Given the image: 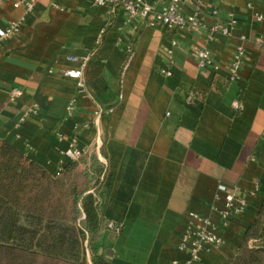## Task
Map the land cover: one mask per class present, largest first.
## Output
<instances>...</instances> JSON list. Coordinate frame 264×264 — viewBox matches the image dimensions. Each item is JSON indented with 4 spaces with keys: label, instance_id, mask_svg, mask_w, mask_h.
<instances>
[{
    "label": "crops",
    "instance_id": "obj_1",
    "mask_svg": "<svg viewBox=\"0 0 264 264\" xmlns=\"http://www.w3.org/2000/svg\"><path fill=\"white\" fill-rule=\"evenodd\" d=\"M14 1L0 3L1 26L23 19L19 33L0 46V142L58 174L69 162L62 152L70 138L97 156L93 112L111 110L100 120L105 172L96 194L105 257L112 264L183 262L187 255L177 247L190 214L218 224L214 208L223 206L224 190L237 188L249 195L248 206L220 230L223 246L199 264L234 257L264 201V22L255 20L264 14V0H201L206 25L225 21L228 12L237 21L233 39L208 41L191 27L126 22L120 8L110 12L92 0H37L32 13ZM195 2L182 1L183 15L195 13ZM240 36L248 39L246 58L239 79L229 82ZM204 48L213 66L200 70L195 53ZM67 56L88 60L85 94L63 76L79 67ZM13 87L22 96L11 102ZM190 91L197 99L187 104ZM72 99L76 109L68 117ZM108 222L121 232L106 230Z\"/></svg>",
    "mask_w": 264,
    "mask_h": 264
},
{
    "label": "trees",
    "instance_id": "obj_2",
    "mask_svg": "<svg viewBox=\"0 0 264 264\" xmlns=\"http://www.w3.org/2000/svg\"><path fill=\"white\" fill-rule=\"evenodd\" d=\"M79 164H85L82 171ZM104 172L96 154H88L52 174L9 142L1 141L0 264H38L41 258L88 264L85 242L90 264H112L99 240L103 225L96 194ZM251 240L257 243L254 247L248 245ZM224 264H264V201L245 230L237 254Z\"/></svg>",
    "mask_w": 264,
    "mask_h": 264
},
{
    "label": "built area",
    "instance_id": "obj_3",
    "mask_svg": "<svg viewBox=\"0 0 264 264\" xmlns=\"http://www.w3.org/2000/svg\"><path fill=\"white\" fill-rule=\"evenodd\" d=\"M9 0H0V3H4ZM183 0H92V5L95 7H106L110 12L115 11L116 8H120L125 15L126 22H132L139 19L145 22L150 27H163L167 30H178L185 27H191L196 30H200L204 33L206 40H213L216 36L220 35L227 40L234 38V29L237 21L233 13L228 12L225 21L221 22L217 20L211 25H206L201 19V9L203 3L201 0L195 2V13L191 16L183 15L181 11V5ZM37 0H15L13 6L15 8H22L26 13H32L34 11ZM157 4H166V8L162 11L155 9ZM250 6V5H248ZM219 10L214 8L212 15L217 17ZM255 20L258 23L264 22V14H256ZM23 19L18 21H12L4 26L0 25V46L4 42L8 41L13 36L19 33ZM240 43L235 45L232 50L231 59L228 66V81L235 82L239 79L240 71L244 65L246 58V46L248 45V39L244 36L238 38ZM171 46H175V42H171ZM172 49L169 51L171 52ZM2 54L0 52V58ZM195 58L197 67L203 70L207 67L213 66L211 52L204 48L196 51ZM66 60L70 63H79L78 68L66 69L63 72V76L70 78L76 82L78 94H85V82L83 78V70L87 63V58L79 59L74 56H67ZM163 74L168 77L171 75L169 70L162 71ZM22 96V90L13 87L9 90V99L11 102L16 101ZM197 99L195 92H188L185 97V103H193ZM233 108L236 111L242 110V104L239 102L233 103ZM76 109V99H72L68 102L66 107V113L68 117H72ZM111 110L105 112L96 109L93 112L92 125L96 130V149L98 160L104 165L105 160L99 155L102 142L99 139L100 136V120L103 114H107ZM59 140L65 139L64 136L58 135ZM68 141V147L64 150L63 156L71 162L78 161L87 152L78 146V142L75 138H70ZM262 141L264 142V131L262 133ZM247 193L238 192L237 188L224 190V203L221 208H214L219 217V223L216 224L208 217H200L196 214H190L188 221L181 234L180 241L177 249L185 253L187 258L183 262L171 261L169 264H199L203 254L211 250L219 249L223 246L224 241L220 235V230L228 226L229 220L233 216L242 214L248 206ZM106 230L115 234L121 232V226L108 222L105 226Z\"/></svg>",
    "mask_w": 264,
    "mask_h": 264
},
{
    "label": "rangeland",
    "instance_id": "obj_4",
    "mask_svg": "<svg viewBox=\"0 0 264 264\" xmlns=\"http://www.w3.org/2000/svg\"><path fill=\"white\" fill-rule=\"evenodd\" d=\"M85 168V164H79L78 166V169L80 171H82L83 169ZM257 243H248V245L254 247ZM84 247L86 249V259H87V263L90 264V261H89V248H88V245L87 243L85 242L84 243ZM7 253V259H8V252ZM3 256V250H0V258H2ZM65 264V263H60V262H54V261H48V260H44V259H40L39 263L38 264Z\"/></svg>",
    "mask_w": 264,
    "mask_h": 264
},
{
    "label": "water",
    "instance_id": "obj_5",
    "mask_svg": "<svg viewBox=\"0 0 264 264\" xmlns=\"http://www.w3.org/2000/svg\"><path fill=\"white\" fill-rule=\"evenodd\" d=\"M107 254H108V252H107Z\"/></svg>",
    "mask_w": 264,
    "mask_h": 264
}]
</instances>
